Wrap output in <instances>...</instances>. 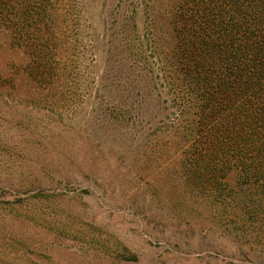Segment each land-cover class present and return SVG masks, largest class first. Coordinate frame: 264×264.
I'll list each match as a JSON object with an SVG mask.
<instances>
[{
    "label": "rangeland",
    "instance_id": "obj_1",
    "mask_svg": "<svg viewBox=\"0 0 264 264\" xmlns=\"http://www.w3.org/2000/svg\"><path fill=\"white\" fill-rule=\"evenodd\" d=\"M73 13L67 93L51 108L2 106L0 264H264L206 219L169 163L143 1L73 0Z\"/></svg>",
    "mask_w": 264,
    "mask_h": 264
},
{
    "label": "trees",
    "instance_id": "obj_2",
    "mask_svg": "<svg viewBox=\"0 0 264 264\" xmlns=\"http://www.w3.org/2000/svg\"><path fill=\"white\" fill-rule=\"evenodd\" d=\"M142 1L172 110L169 163L206 219L264 259V0ZM72 11L73 0H0V116L13 103L51 108L70 89ZM137 38L133 62L146 52Z\"/></svg>",
    "mask_w": 264,
    "mask_h": 264
}]
</instances>
